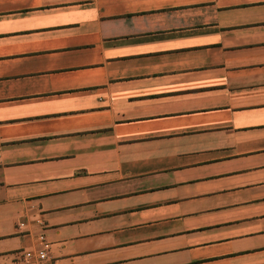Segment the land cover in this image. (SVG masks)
Wrapping results in <instances>:
<instances>
[{"label":"crops","instance_id":"1","mask_svg":"<svg viewBox=\"0 0 264 264\" xmlns=\"http://www.w3.org/2000/svg\"><path fill=\"white\" fill-rule=\"evenodd\" d=\"M43 248L264 264V0H0V264Z\"/></svg>","mask_w":264,"mask_h":264},{"label":"built area","instance_id":"2","mask_svg":"<svg viewBox=\"0 0 264 264\" xmlns=\"http://www.w3.org/2000/svg\"><path fill=\"white\" fill-rule=\"evenodd\" d=\"M37 242L41 245H45L44 237H38ZM23 258L28 264H52L49 255L44 248L35 252L25 253Z\"/></svg>","mask_w":264,"mask_h":264}]
</instances>
